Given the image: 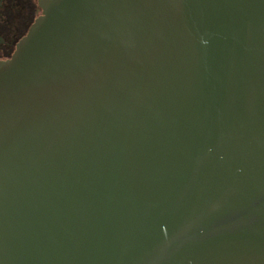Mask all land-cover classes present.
<instances>
[{
  "label": "water",
  "instance_id": "water-1",
  "mask_svg": "<svg viewBox=\"0 0 264 264\" xmlns=\"http://www.w3.org/2000/svg\"><path fill=\"white\" fill-rule=\"evenodd\" d=\"M0 60V264H264V0H38Z\"/></svg>",
  "mask_w": 264,
  "mask_h": 264
},
{
  "label": "flooded vegetation",
  "instance_id": "flooded-vegetation-1",
  "mask_svg": "<svg viewBox=\"0 0 264 264\" xmlns=\"http://www.w3.org/2000/svg\"><path fill=\"white\" fill-rule=\"evenodd\" d=\"M40 14L38 0H0V60L10 58Z\"/></svg>",
  "mask_w": 264,
  "mask_h": 264
}]
</instances>
